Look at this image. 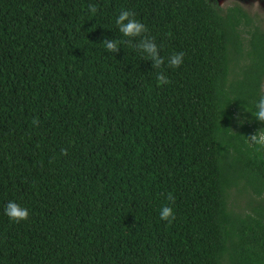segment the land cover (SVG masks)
Returning <instances> with one entry per match:
<instances>
[{
	"label": "trees",
	"instance_id": "obj_1",
	"mask_svg": "<svg viewBox=\"0 0 264 264\" xmlns=\"http://www.w3.org/2000/svg\"><path fill=\"white\" fill-rule=\"evenodd\" d=\"M121 10L147 26L161 68L105 49L127 39ZM263 85L264 32L237 6L0 0V264H264V149L247 139L264 129ZM9 201L28 220L10 221Z\"/></svg>",
	"mask_w": 264,
	"mask_h": 264
},
{
	"label": "clouds",
	"instance_id": "obj_2",
	"mask_svg": "<svg viewBox=\"0 0 264 264\" xmlns=\"http://www.w3.org/2000/svg\"><path fill=\"white\" fill-rule=\"evenodd\" d=\"M88 11L92 14L98 12V7L95 4L88 6ZM115 23L119 32L127 39H104L101 43L108 52L117 53L120 51L121 44H127L134 48L141 56H146L153 62L152 67L159 69L165 63L164 57L160 55L159 46L155 42V38L147 35V26L135 18V13L130 10H121L116 17ZM183 52L173 53L168 57L167 63L170 68H179L183 64ZM157 81L160 84L170 83L167 76L163 73L157 74ZM252 115L260 122H264V94L259 96L255 103V111ZM242 122V121H241ZM32 123L38 125V119H33ZM249 145L258 149H264V129H260L257 133L247 137ZM64 155H67V149L61 150ZM167 199L174 203V197L171 193ZM5 215L10 221L20 223L28 220L30 212L22 205L9 201L4 209ZM160 219L167 221L169 224L175 219V213L172 207L165 205L160 210Z\"/></svg>",
	"mask_w": 264,
	"mask_h": 264
},
{
	"label": "rangeland",
	"instance_id": "obj_3",
	"mask_svg": "<svg viewBox=\"0 0 264 264\" xmlns=\"http://www.w3.org/2000/svg\"><path fill=\"white\" fill-rule=\"evenodd\" d=\"M221 3V0L215 1L217 5ZM241 4L248 11L250 15L254 17L255 22L260 23L262 30L264 31V0H242ZM264 90V85H263ZM243 118L237 113L234 115V122L238 123L242 121ZM227 207L234 211L241 213L244 207V198L238 196L234 190H231L227 194L226 198ZM226 264V263H224Z\"/></svg>",
	"mask_w": 264,
	"mask_h": 264
},
{
	"label": "flooded vegetation",
	"instance_id": "obj_4",
	"mask_svg": "<svg viewBox=\"0 0 264 264\" xmlns=\"http://www.w3.org/2000/svg\"><path fill=\"white\" fill-rule=\"evenodd\" d=\"M217 2L218 0H214V2ZM220 1V0H219ZM242 0H221V3L218 5L220 8H222L223 10L226 8H230L233 6H237L239 9L243 10L244 12H246L249 16L253 17L252 15H250L248 13V11L246 10V8L243 7V5L241 4ZM254 19V17H253ZM258 23V22H255ZM259 24V28L262 30L260 23ZM263 31V30H262ZM264 32V31H263Z\"/></svg>",
	"mask_w": 264,
	"mask_h": 264
}]
</instances>
